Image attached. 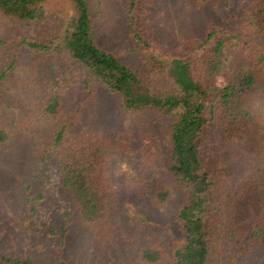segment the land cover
<instances>
[{
    "label": "trees",
    "instance_id": "trees-1",
    "mask_svg": "<svg viewBox=\"0 0 264 264\" xmlns=\"http://www.w3.org/2000/svg\"><path fill=\"white\" fill-rule=\"evenodd\" d=\"M194 1L220 5V0ZM120 2L141 67L100 45L88 0H0V18L34 26L29 35L5 41L11 50L0 89L27 55L45 61L21 78L28 85L24 98L34 121L0 120V149L32 137L36 120H47L51 126L37 150L38 171L57 168L59 188L97 241L114 238L113 206L122 187L161 208L178 189L183 194L179 239L172 246H142L138 261L235 262L264 242V0H239L201 38L173 49L149 27V8L156 0ZM61 52L117 95L127 113L167 119L159 143L138 140L126 130L110 136L84 125L90 95L73 99L70 79L58 62ZM158 148L164 149L163 158ZM117 151L137 152L140 158L130 161L136 174L123 186L113 177L111 157ZM225 156L241 164L239 176L224 170ZM0 264L40 263L30 254L2 253ZM58 264L70 263L62 258ZM255 264H264V254Z\"/></svg>",
    "mask_w": 264,
    "mask_h": 264
},
{
    "label": "rangeland",
    "instance_id": "rangeland-1",
    "mask_svg": "<svg viewBox=\"0 0 264 264\" xmlns=\"http://www.w3.org/2000/svg\"><path fill=\"white\" fill-rule=\"evenodd\" d=\"M238 1L220 0V5L212 8L198 5L194 0H156L149 8L148 24L157 40L173 49L201 38L208 25L228 16ZM88 2L100 45L130 65L141 67L142 61L130 37L128 18L120 0ZM33 28V25L0 18V74L9 63L11 50L5 41L19 34L29 35ZM58 62L70 79L73 99L90 95V102L83 110L84 125L110 136L126 130L138 136V140L143 137L149 138L154 145L159 143L167 119L151 112L127 113L119 97L100 82L90 79L84 66L69 53L61 52ZM36 66L43 68L45 61H39L36 55H27L19 69L10 72L3 81L0 120L16 117L21 118V123H28L25 118L33 120L28 115L31 108L24 98L28 85L21 78H27L30 68ZM70 104L73 105V101ZM50 124L47 120H36L32 137L17 139L11 147L0 149V254H30L40 264H58L62 258L70 264H142L137 259L142 246L155 242L172 246L179 239L177 220L183 203L180 190L176 189L175 196L161 208L122 187L113 206L114 238L106 243L97 241L93 232L80 222L68 195L59 188L57 168L50 166L38 171L37 150L46 140ZM159 151L163 158L164 149ZM132 159L140 161L137 152L117 151L111 157L113 177L122 186L126 177L136 174V168L130 164ZM222 161L226 172L236 177L241 174L238 160L225 156ZM263 254L264 242L235 262L212 259L208 264H255Z\"/></svg>",
    "mask_w": 264,
    "mask_h": 264
}]
</instances>
